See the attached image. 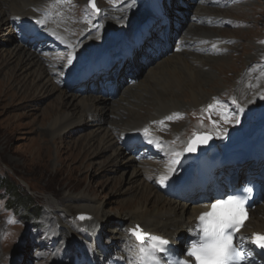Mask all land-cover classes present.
Masks as SVG:
<instances>
[{
	"label": "bare ground",
	"instance_id": "1",
	"mask_svg": "<svg viewBox=\"0 0 264 264\" xmlns=\"http://www.w3.org/2000/svg\"><path fill=\"white\" fill-rule=\"evenodd\" d=\"M210 1L202 0L200 6L202 10L198 11H202V13L197 17L199 21H203L199 17L204 16L206 20V16L213 14L214 10L208 8V2ZM141 2L148 3L149 0H141ZM194 3L186 1L187 6L192 7ZM71 4L72 7L69 8ZM101 4L103 8L107 7V3L104 0H102ZM81 5L82 0H68L63 4L52 2L51 0H0V32L4 29L3 27L10 29L12 25L20 24L25 20L46 22L50 32L60 37L64 43V47L61 48L68 47L73 57L70 64L69 55L66 56L68 61L65 66L61 65L60 61L56 62L54 58H51V60L46 59L40 54L29 50L25 45H21L17 38L11 36L12 31H10L9 34L4 33L5 36L9 35L3 41L8 47L4 50L5 60L0 63L1 65L14 63L17 72L12 75L11 79L13 78V81L20 85V89L24 91L36 89L44 93L46 90H50L57 94L59 106L52 109V113L45 117L48 120L49 130L53 137H62L66 131H71V127L77 121L79 122L76 123L75 128L81 127L90 118H100L101 123L97 125L96 130L101 137L99 141H93L88 146L85 145L82 148L83 152L89 158L91 154L99 157L102 153L111 151L115 155L114 159L121 161L120 165L128 163V166L133 168V170L127 184L130 187H133V185L138 186V195L133 201L127 202V206L124 207V210L122 209L123 211L121 210L117 218L113 215L108 216L106 211H104L103 204L96 202L89 191L82 193L80 196L70 195L68 198L69 204L76 205L73 208L71 205L66 206V211L64 212L63 210V213L69 214L70 209L76 208L77 212L87 214L85 215L88 217L86 220L91 217L88 214L94 217L92 222H86L78 225L77 228L75 227L81 235V248L88 250L87 255L92 260H95L93 262L97 260L101 262L107 254L112 253L110 255L118 254L121 257L127 256L129 258L127 263L120 259L117 264H138L139 250L137 247L139 245L136 238L131 235L130 229H135L139 226L140 231L143 233H150V235L162 234L171 239L181 238L187 240L188 233L193 230L197 216L203 210L200 204L194 205L178 200L172 201L167 194L166 197L163 193H160L163 196L157 195L154 192L155 188L151 184L150 178L159 179L162 176L179 177L185 173L189 174L190 170L195 167V164L189 162L190 159L188 157L184 156L178 161L180 155L177 156L175 154L185 153V146L190 138L189 136L196 128L201 127L203 118L199 116L198 110L192 112L182 110V104L183 102H188L187 100L189 99L188 103L197 108L212 100L210 93L206 91V86L208 85L212 89L213 86L211 84H214L213 81H217L215 80L217 77L213 73L199 72L200 69L198 71L195 67H200L202 71H207L211 67L216 70L226 68L224 67L227 65L225 63H230L231 61L227 58L229 55H223L221 58H212L211 55L216 51H223L224 53L225 49L232 48L231 46L220 45L222 43L221 38L225 42L230 37L223 36L217 31L211 35V44H208L196 32L198 23L194 21L195 23L190 24V28L187 27V30H184V32L192 33L190 37L183 36L180 38L178 36L179 40L186 46L184 51L178 52L173 47L172 50L165 49L164 56L159 57V60L155 56V58L150 57L146 62H142L137 57L129 66H124V69L120 70L121 73L116 79L118 96L101 97L95 94H75L66 86H62L60 79H58V76L63 75L68 66L72 68V66L89 58L105 54L109 48L126 44L142 23L149 19L151 21L154 20L151 10L146 9L138 1H134L127 6L124 5L117 7L115 10L110 9L100 13L98 25L94 23L95 19L87 22L84 28L80 24H69L70 18L79 15L82 10ZM241 7L246 6L242 4L235 8ZM154 8H157V6L155 5ZM218 16L220 17V14ZM148 17L149 19H146ZM230 18L227 16L225 19ZM65 24H68L73 29L71 35L67 33L68 28H66ZM180 24L182 25V22ZM199 29L204 31L201 28ZM74 35H79V38L74 39ZM172 35L169 36V39ZM205 44L208 47H203ZM212 47L214 50L209 51L208 57H200L201 53H206L205 48ZM252 50L255 52L254 47ZM146 57L148 56L146 55ZM256 59V56H253L246 60L249 67L238 77L239 79L235 82L234 87L236 90L235 99L239 102L240 108L246 111L255 110L258 106L256 100H261V108H264V79L257 78L255 73L250 72L251 64ZM125 70L130 71L129 73L137 77L136 85L131 86L128 80H123L126 74ZM66 73L67 80L73 73L72 69ZM7 76L9 80L10 77L9 75ZM163 78L169 80V90H176L180 95L169 93V90L162 91L164 94H158V88L156 89L158 87L157 82ZM127 79L129 78L127 77ZM150 87H153V89ZM149 91H154L157 94L148 98L142 104L135 105L136 100L142 96L147 97L146 93H149ZM83 96L88 98H79ZM251 102L253 103L249 106ZM98 105H100L99 108ZM101 111L103 113L106 111L109 115L103 117V113H100ZM168 113H173V116L176 117H173V120H169L170 117H167ZM157 116L166 117L165 120L168 119L162 125L160 123L151 125L148 118L151 117L152 119ZM188 117L191 124L189 127H183L184 123L180 122H184ZM249 121L250 117L245 115L238 127ZM164 127L167 128L169 137L172 138L171 140L162 134L161 130ZM215 127L218 132L229 126L218 124ZM147 133L152 140L159 142V150L162 155L165 157L174 155L177 158L176 161L178 162L175 165L169 161L161 165L148 161L138 162L124 148L121 147L114 150L115 146L117 147L123 138L134 134L147 135ZM243 133L245 134L243 138H245L246 142L250 143L252 140L254 142V137L247 130H244ZM220 136V145H223V147L218 148L220 150L218 156L223 158L241 144L238 137L241 135L237 133L234 127L222 132ZM95 143L98 148L97 151L95 147L92 148ZM74 148L77 149L78 147ZM92 149H94L93 152ZM169 167H174L175 172H169ZM64 214L59 215L61 218H66ZM102 218H105L108 223L115 220L120 222V226L111 231V241L117 239V242L113 241V251L108 250L109 253L105 247L107 243L103 238L106 232L100 228V220ZM246 224V232H264V200L257 205ZM55 228L56 226H51L50 235H53L55 239L54 259L59 262L60 257L65 256L67 258L68 255H74L72 250L73 239L70 235L63 236ZM52 264H55V262H52Z\"/></svg>",
	"mask_w": 264,
	"mask_h": 264
},
{
	"label": "rangeland",
	"instance_id": "2",
	"mask_svg": "<svg viewBox=\"0 0 264 264\" xmlns=\"http://www.w3.org/2000/svg\"><path fill=\"white\" fill-rule=\"evenodd\" d=\"M51 1L60 4L65 2L64 0ZM93 1L82 0V10L79 15L69 19V24H80L84 28L87 22L92 20L87 15V13H90L92 16L95 15L94 23L98 25L100 13L110 9L115 10L117 7L124 6L127 3L126 0H104L107 3V7H104V9L101 6L102 0H97L99 7L94 12L89 6V2L92 3ZM131 3L126 4V6ZM242 4H245L246 7L235 8ZM200 6L201 3L195 2L192 7L188 6L187 11L190 12L192 17L197 18L202 13V11L198 12L202 10ZM71 7L72 4L69 8ZM208 8L214 10L213 14L211 16L205 15L206 20L204 16L199 17L203 20L201 22L195 21L198 23L196 32L208 44H211V35L217 31L223 36H229V40L225 42L221 38L222 43L220 45L231 46L232 48L225 49L224 53L223 51H216L211 57L221 58L223 55H229L227 58L231 61L230 63L226 62L225 64L227 65L224 66L226 68L222 70H216L211 67L207 71H202L200 67H195L198 71L200 69L199 72L215 74L217 77L215 80L217 81H213L214 84H211L213 91L210 86H206V91L210 93L212 100L197 108L188 103L189 99L186 102L187 104L185 102L182 104V110L191 112L198 110L199 116L203 118L201 127L196 128L189 136L185 149H187L192 139L202 132H208L215 137L213 133L217 129L215 127V125H218L217 121H220V125L225 124L230 127L226 120L218 117L212 111V106L218 99H225L231 94L235 99V82L245 72L244 68L249 67L246 60L256 56L257 59L254 61H257L260 54L264 52V0H211L208 2ZM219 14L221 18L218 16ZM227 16L231 18L226 20ZM146 19H149V17ZM209 20H211V23L207 22ZM179 21L180 23L182 22V25L177 36L180 38L183 36L190 37L192 33L184 32V30H187V27L190 28V24L195 22L190 20L188 16L180 18ZM65 25L68 28L67 33L71 35L73 29L68 24ZM3 28L0 32V62L5 60L4 50L8 47L3 41L9 35L5 36L4 33L9 34L12 31L11 36L17 38L11 28ZM77 38H79V35H74V39ZM203 47L208 46L205 44ZM253 47L255 52L252 50ZM60 50L62 52L57 54L40 55L49 60L54 58L56 62L60 61V64L65 66L68 61L66 56L70 55L71 50L68 47ZM204 50L206 53L200 54L202 58L208 57L209 50H214V48H205ZM149 59L150 57L147 58V60ZM15 68L14 63L8 65L5 63L1 65L0 63V177L7 179L11 185L16 186L22 196L30 195L34 201L31 208H34L36 212L28 214V212H25L26 209L17 210L18 207L15 208L10 201L7 203L6 197L9 195L7 191L4 188L0 189V264H52V262H55V264H73L72 261L76 260L75 252L80 254L82 251H86L87 255L88 251L85 248H81L82 239L76 228L86 222H92L94 217L88 214L89 217L91 216L90 219L81 222L78 216L87 214L77 212L76 208L70 209L69 214H64L63 210L64 212L66 211V206L71 205L73 208L76 205L69 204L68 198L70 195L80 196L82 193L89 191L96 202L103 204L104 211H106L108 216L113 215L117 218V215L121 213L122 209H125L124 207L127 206L129 201H133L138 195V186L133 185V187H130L127 184L133 168H130L128 163L120 165L121 161L115 160V155L111 151H106L99 157L91 154L87 158L88 155L83 152L82 148L93 141H99L101 135L99 136L96 130L97 125L101 123L99 117L96 119L90 118L81 127L75 128L76 123L79 122L77 121L71 127V131H66L62 137H53L49 130L48 120L45 117L52 113V109L59 106L57 94L50 90H46L44 93L36 89H31L32 91L20 89V85H17L13 78L11 79L12 75L17 72V68ZM7 75L10 77L9 80ZM60 76L62 77L63 75ZM157 83L158 87L156 89L158 88V94L160 95L164 94L162 91L170 89L169 80L166 78L158 80ZM150 88L153 89V87ZM169 93L180 95L176 90H169ZM155 94L157 93L149 91V93H146L147 97L142 96L137 99L135 105L142 104L148 98L155 96ZM84 97L79 98H88ZM100 113H103V111ZM107 115L109 114L105 111L103 117ZM167 117H170L169 120H173L176 116L174 117L173 113H168ZM165 118L157 116L156 118L151 119L149 117L148 119L151 125L159 123L162 125L168 119L165 120ZM208 121L210 122L208 123ZM180 123H184L183 127H189L191 121L188 117L184 122ZM214 123L215 125H213ZM161 131L168 139H172L169 137L166 127ZM96 146L95 143L92 148L95 147L96 149H94L97 151L98 148ZM121 147L122 145L119 144L117 147L115 146L114 150ZM94 149H92V152ZM150 182L155 188L156 178H150ZM1 187L2 184H0ZM154 192L163 196L156 188ZM59 214L66 215V218H61ZM105 218L100 220V228L106 232L103 238L107 243L105 247L108 252V250L113 251V241L117 242V239L111 241V231L117 229L120 226V222L115 220L108 223ZM53 223L55 224L53 225ZM51 226H56L55 230L63 236L70 235L72 237L74 255H68L67 258L65 256L60 257L59 262L55 261L53 253L56 246L50 249L53 240L55 245L54 236L50 235ZM36 233H38L39 241L46 238L48 241L44 246L45 250L39 253L43 257L42 261L35 258L39 252L36 250L38 249L39 244L37 243L39 241H34L36 243L34 246L29 243ZM109 240L110 242H108Z\"/></svg>",
	"mask_w": 264,
	"mask_h": 264
},
{
	"label": "snow or ice",
	"instance_id": "3",
	"mask_svg": "<svg viewBox=\"0 0 264 264\" xmlns=\"http://www.w3.org/2000/svg\"><path fill=\"white\" fill-rule=\"evenodd\" d=\"M95 7V5H93ZM37 24L40 21L36 22ZM73 57L69 55V63L71 64ZM229 117H225L227 120ZM147 131V129H145ZM209 137H196L187 147L188 152L195 151L196 144L206 143ZM175 155L179 156V153ZM178 161L173 160L175 165ZM169 172H175L174 167H169ZM167 179L162 176L161 182ZM251 191V189H248ZM245 211L242 202L237 197H229L228 199L218 198L211 203L208 211L198 216V223L193 229L195 235L191 238L187 246L185 255L191 258L190 264H241L243 260V252L234 244V237L242 227ZM81 220L85 217H79ZM131 235L140 243L141 254H146L155 260L158 253H169L170 248L164 246L169 244L166 239L151 237L140 231L139 226L130 229ZM147 243V247L145 244ZM253 243L264 249V236L256 235L253 237ZM148 248L151 251H148ZM165 264H189V261L176 259L175 261H166Z\"/></svg>",
	"mask_w": 264,
	"mask_h": 264
},
{
	"label": "trees",
	"instance_id": "4",
	"mask_svg": "<svg viewBox=\"0 0 264 264\" xmlns=\"http://www.w3.org/2000/svg\"><path fill=\"white\" fill-rule=\"evenodd\" d=\"M0 184H2V187L0 189L4 188L9 194L8 202L10 201L15 207H18V209H26L25 212H28V214H33L34 212H36L34 211V208H31L33 206L34 201L30 195L22 196L19 193V189L16 186L11 185V183L8 182L5 178L0 177Z\"/></svg>",
	"mask_w": 264,
	"mask_h": 264
},
{
	"label": "water",
	"instance_id": "5",
	"mask_svg": "<svg viewBox=\"0 0 264 264\" xmlns=\"http://www.w3.org/2000/svg\"><path fill=\"white\" fill-rule=\"evenodd\" d=\"M211 148V145H208L206 148L204 149H195V151L193 152H189V154L191 155H195L197 157H201L202 155H204L209 149ZM84 217V216H83Z\"/></svg>",
	"mask_w": 264,
	"mask_h": 264
}]
</instances>
